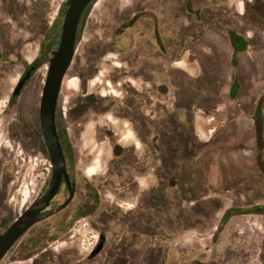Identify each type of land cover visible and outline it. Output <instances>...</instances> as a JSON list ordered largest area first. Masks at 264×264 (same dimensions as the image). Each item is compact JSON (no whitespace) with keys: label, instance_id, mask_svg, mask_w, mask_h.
<instances>
[{"label":"rangeland","instance_id":"rangeland-1","mask_svg":"<svg viewBox=\"0 0 264 264\" xmlns=\"http://www.w3.org/2000/svg\"><path fill=\"white\" fill-rule=\"evenodd\" d=\"M146 1L95 0L90 5L63 83L59 118L66 101L79 95L83 78L89 74V91L101 90L106 95H99L100 99L131 98L119 87L113 93L115 88L106 82L112 81L113 71L129 70V60L136 69L142 64L139 73L149 83L150 97L164 105L151 106L159 112L151 111L150 135L159 139L150 155L152 159L163 153L166 177L160 176L153 199L164 219L153 222L164 225L167 247L192 246L194 253L184 257L207 264H264V212L258 211L264 208V0ZM66 2L11 0L19 12L18 25L0 12V37L23 40L25 57L0 78V231L14 222L47 180L50 162L39 107L50 49L15 104L10 106L9 101L41 43L58 47ZM146 15L157 18L159 25ZM232 31L247 39V49L237 55L230 48ZM160 33L166 39V55L142 58L155 54ZM180 37L177 51L169 42H179ZM132 41L143 48L141 53L136 47L125 52ZM95 56L97 62L92 59ZM187 62L203 73L193 78L175 69ZM124 76L117 81L132 84L133 90L146 85L137 74ZM161 85L168 87V94L156 90ZM196 121L203 140L193 138ZM228 211L234 213L223 222ZM163 240L161 233L153 240V257Z\"/></svg>","mask_w":264,"mask_h":264},{"label":"flooded vegetation","instance_id":"flooded-vegetation-1","mask_svg":"<svg viewBox=\"0 0 264 264\" xmlns=\"http://www.w3.org/2000/svg\"><path fill=\"white\" fill-rule=\"evenodd\" d=\"M1 10L5 20L11 24L18 23L19 12L16 11L15 5L11 4V0H0V12ZM87 10L80 22L78 38ZM146 12H142V17ZM146 17L159 25V21L153 15H146ZM192 22L200 23L197 20ZM193 33L200 34L197 31ZM165 41L164 36L161 33L158 34L154 43L155 54L149 56V53H146L139 56L153 60L157 55L165 56ZM23 42L14 36L5 38L1 35L0 78L6 72L14 70L15 61L25 58L21 54ZM181 43V37L179 42H169L171 46H177V51ZM43 45L51 50L50 54L55 50L48 42L41 43L39 54L34 61L25 66L19 82L32 68L30 79L36 72L38 68L36 60L41 55ZM3 47L7 53L1 49ZM135 47L140 49L132 41L125 52L130 53V50H134ZM99 54L102 56L103 51ZM92 59L97 62L98 57L95 56ZM131 59L133 60V57ZM130 64L129 60V70L113 71L114 83L106 82V86L115 88L112 92L119 87L122 92L130 93L131 98L121 101L100 99L99 95L102 97L106 95L101 90L89 91L87 84L90 83L89 78L92 76L89 74L83 78L79 95L73 101H66L61 120L58 102L56 124L66 160V173L62 176L55 196L41 211L40 217L56 211L62 205L65 206L34 224L10 249L0 264H149L153 240L155 237H160V233L162 240L166 236L164 225L156 226L153 222L164 219V216H160V207L153 199L158 194L160 176L163 180L166 177L163 153L161 156L159 154L158 158L152 159L150 155L151 146L157 145L159 139L158 136H153L151 139L150 135L151 111L159 112V109L157 112L151 109V106L163 107L164 105L162 102L155 104L150 97L149 83L145 80V75L139 73L143 70L142 64L140 66L138 64L137 69ZM134 72L139 75L137 78L145 82V86L141 85L140 88L133 90L132 84L117 81L124 78L126 74L130 77L135 76ZM67 75L68 72L65 78ZM129 81L131 80L128 79L127 82ZM103 84L104 82H101L100 86ZM159 87L156 90L161 93ZM161 94H168L167 86L166 92ZM17 97L12 94L10 106L15 104ZM263 120L261 114L262 123ZM192 135L197 139L195 129ZM190 146L193 147V143ZM257 151L259 154L260 149ZM48 159L50 163L45 184L35 193L33 199L17 218L48 188L53 176V165L49 154ZM1 173L3 172L0 169ZM151 228L153 231L150 230ZM162 242V245L159 244V249L165 250L166 243L164 240ZM164 258L165 253L162 254L158 264H163Z\"/></svg>","mask_w":264,"mask_h":264},{"label":"water","instance_id":"water-1","mask_svg":"<svg viewBox=\"0 0 264 264\" xmlns=\"http://www.w3.org/2000/svg\"><path fill=\"white\" fill-rule=\"evenodd\" d=\"M95 0H67L64 7V18L58 47L53 50L48 62L39 108L40 128L50 161L53 165V176L44 194L17 218L4 232L0 233V263L16 242L38 221L61 210L59 207L47 215L40 213L55 196L62 176L66 173V160L56 124V114L64 78L75 57L79 26L83 14ZM33 68L15 87L13 96L17 97L30 79ZM161 93L166 86L159 87ZM100 247L98 248V250Z\"/></svg>","mask_w":264,"mask_h":264},{"label":"crops","instance_id":"crops-1","mask_svg":"<svg viewBox=\"0 0 264 264\" xmlns=\"http://www.w3.org/2000/svg\"><path fill=\"white\" fill-rule=\"evenodd\" d=\"M230 48L233 51V48L231 46V43H230ZM233 53H234V51H233ZM178 61H180L182 63L183 62V59H180ZM178 61H175V63H178ZM193 65H195V64L187 62V63H185V67H176L175 69L181 70L185 74H187V75H189V76H191L193 78H196L197 76H199V74H202L203 73V70L202 69H197V67H194ZM199 125H201V124H199ZM194 129H195V136H196V138L199 139V140H203V136H202L201 132L198 130L199 128L197 129V121L195 122ZM200 129H202V128L200 127ZM194 251L195 250L192 249V246L191 247H187L186 249L185 248L184 249L181 248L180 245L168 246V247L165 248V250L163 248L160 249L158 251L159 254L157 255V257H153L152 254L149 253L148 262H149V264H158L160 262L159 260L161 259L162 254L165 253L166 260L164 258L165 261L163 262V264H177L179 262H186V263H188V262H194V263L207 264V263H203L202 261L196 260V257H193L194 259H190V260H188L187 258L184 257V254L185 253L192 254V253H194ZM190 254H188V255H190Z\"/></svg>","mask_w":264,"mask_h":264},{"label":"trees","instance_id":"trees-1","mask_svg":"<svg viewBox=\"0 0 264 264\" xmlns=\"http://www.w3.org/2000/svg\"><path fill=\"white\" fill-rule=\"evenodd\" d=\"M229 37H230L231 46L234 51V55L244 52L247 49V39L245 37L235 33L234 31L230 32ZM47 55H49L47 51V46L43 45V50L41 52V55L36 60L38 66L44 63V60L46 59L45 57H47ZM258 211L264 212V208L263 209L259 208ZM233 213H234L233 211H228L224 216L223 222H227L230 219V217L233 215Z\"/></svg>","mask_w":264,"mask_h":264}]
</instances>
